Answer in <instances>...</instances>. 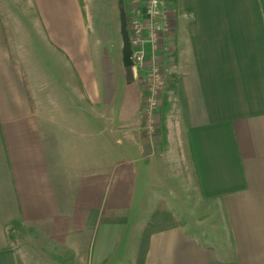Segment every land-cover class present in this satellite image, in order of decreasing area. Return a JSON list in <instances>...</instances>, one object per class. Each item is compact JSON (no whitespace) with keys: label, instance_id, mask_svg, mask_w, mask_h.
I'll list each match as a JSON object with an SVG mask.
<instances>
[{"label":"crops","instance_id":"1","mask_svg":"<svg viewBox=\"0 0 264 264\" xmlns=\"http://www.w3.org/2000/svg\"><path fill=\"white\" fill-rule=\"evenodd\" d=\"M170 1L177 90L147 135L136 74L100 54L82 0H0V264H28L14 222L72 264H135L153 142H181L229 234L159 232L145 264H264V0Z\"/></svg>","mask_w":264,"mask_h":264},{"label":"rangeland","instance_id":"2","mask_svg":"<svg viewBox=\"0 0 264 264\" xmlns=\"http://www.w3.org/2000/svg\"><path fill=\"white\" fill-rule=\"evenodd\" d=\"M121 1L125 7L128 31L130 32L135 20L146 21L148 8L146 0H82L86 16L87 14L89 16L91 34L95 30L92 37L97 46L101 41L100 54L111 61L116 58L121 60L123 56ZM173 45L174 43L171 41L167 50L159 52L162 68L168 76L169 74L174 75L175 54L170 49ZM135 74L137 77L135 87L139 92L141 90L143 92L141 71L136 70ZM170 85L169 81L167 91L170 90ZM172 101L173 99L170 101L171 105ZM164 103L165 100H162L163 105ZM164 107L165 105L160 108L159 112V121L161 120V122L158 131L160 134L164 133L162 121ZM152 144L151 152L155 159L154 165L157 174L155 185L158 187L159 202H164L166 208L176 216L180 225L187 226L189 231L202 236L203 241L209 235L211 241L222 242L223 236L229 234L227 218L216 203L201 199L189 152L181 147V142H171L168 145H165L164 142H153ZM14 236V246L22 260L28 264L76 263L69 251L52 245L39 236L35 230L27 227L14 231ZM124 261L127 263L128 259L125 258Z\"/></svg>","mask_w":264,"mask_h":264},{"label":"built area","instance_id":"3","mask_svg":"<svg viewBox=\"0 0 264 264\" xmlns=\"http://www.w3.org/2000/svg\"><path fill=\"white\" fill-rule=\"evenodd\" d=\"M146 21L135 20L129 35L134 73L141 71L143 89V131L152 135L159 128V110L167 93L169 76L160 62V51L174 41L175 26L170 18V0H146Z\"/></svg>","mask_w":264,"mask_h":264},{"label":"trees","instance_id":"4","mask_svg":"<svg viewBox=\"0 0 264 264\" xmlns=\"http://www.w3.org/2000/svg\"><path fill=\"white\" fill-rule=\"evenodd\" d=\"M177 77L175 76L171 82L170 89L174 92L177 90ZM180 226L176 216L166 208V204L160 201L145 226H143L138 252L135 264H145L146 256L149 250L150 238L159 232L167 231ZM22 224L14 222L9 232L12 230H21Z\"/></svg>","mask_w":264,"mask_h":264},{"label":"water","instance_id":"5","mask_svg":"<svg viewBox=\"0 0 264 264\" xmlns=\"http://www.w3.org/2000/svg\"><path fill=\"white\" fill-rule=\"evenodd\" d=\"M120 21H121V35H122V62L126 70V80L128 83L135 81L133 49L131 46L130 35L128 31V19L123 2H120Z\"/></svg>","mask_w":264,"mask_h":264}]
</instances>
